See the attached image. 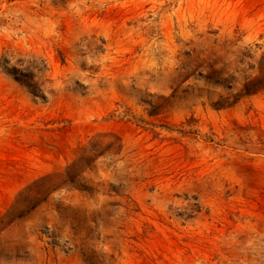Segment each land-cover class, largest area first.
Here are the masks:
<instances>
[{
  "label": "rangeland",
  "instance_id": "1",
  "mask_svg": "<svg viewBox=\"0 0 264 264\" xmlns=\"http://www.w3.org/2000/svg\"><path fill=\"white\" fill-rule=\"evenodd\" d=\"M213 39L264 52V0H0V264H264V90L217 108Z\"/></svg>",
  "mask_w": 264,
  "mask_h": 264
},
{
  "label": "trees",
  "instance_id": "2",
  "mask_svg": "<svg viewBox=\"0 0 264 264\" xmlns=\"http://www.w3.org/2000/svg\"><path fill=\"white\" fill-rule=\"evenodd\" d=\"M214 40L208 49L191 50L186 54L194 70L199 69V74L206 71L207 80L229 91L236 89L222 95L214 105L225 108L264 90V52L254 57L250 48L238 47L230 40ZM11 59L13 61L14 58L2 55L4 69L32 96L44 100L48 82L45 61L36 56L18 58L14 62Z\"/></svg>",
  "mask_w": 264,
  "mask_h": 264
}]
</instances>
